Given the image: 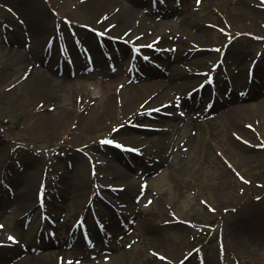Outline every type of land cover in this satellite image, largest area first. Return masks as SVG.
<instances>
[{"label":"rangeland","instance_id":"rangeland-1","mask_svg":"<svg viewBox=\"0 0 264 264\" xmlns=\"http://www.w3.org/2000/svg\"><path fill=\"white\" fill-rule=\"evenodd\" d=\"M99 1L0 0V264H264L261 106L233 127L214 111L209 117L179 105L156 134L145 133L158 126L145 115L160 104H147L133 119L103 115L135 82L166 81L167 55L193 44L192 34L202 37V48L187 60L208 56L204 74L216 66L232 84L260 87L264 2L108 0L109 15L87 20L83 14ZM154 15L159 35L143 37L139 24ZM89 45L107 62L91 64ZM58 65L64 73L52 68ZM39 75L52 87L41 95L34 88ZM180 92L172 93L174 107ZM115 130L126 134L118 139ZM133 134L146 139L142 150L125 140ZM15 174L30 177L35 189L13 184ZM20 195L31 202L15 203ZM83 216L99 222L82 230L87 245L64 246L68 225L77 227ZM233 232L245 233L237 244Z\"/></svg>","mask_w":264,"mask_h":264},{"label":"bare ground","instance_id":"bare-ground-1","mask_svg":"<svg viewBox=\"0 0 264 264\" xmlns=\"http://www.w3.org/2000/svg\"><path fill=\"white\" fill-rule=\"evenodd\" d=\"M111 3L112 2L108 0H100L97 7L95 8L93 7L91 10H89L87 13L83 15H85L87 20L99 21L105 15H109L111 13L114 6ZM122 13L123 16L126 15L124 11ZM122 13L119 12L118 14L122 15ZM157 18L158 17L156 15L150 16L145 21H142L139 24L140 34L143 37H145L146 35L147 36L150 35V33L158 34L157 31L161 28L160 25L161 23L158 21ZM201 41H202V37H200L197 34H192L193 44H188L187 47H184L185 49H183V51L177 52L174 55L175 57L173 56L170 58L171 54L167 55L168 57L167 66L165 69H163V71H165L166 74V81H161V82L149 81L145 85L135 82V84H133L129 89L124 91H119V93L117 94L119 95L118 107L108 106L103 111L104 118L106 119L111 118L113 120L117 119L118 121H121L126 117L127 118L134 117L135 115L133 116L131 114L136 113L139 109L144 110L143 108H146L147 104L156 103V106L160 104L159 106L156 107L157 109H154L153 111L150 112V114L145 115L147 121H154L158 125L155 128H153L154 130L145 131V133L156 134L155 132L156 128L162 127L161 125L164 124L163 119L166 118V116L168 115L169 116L172 115V109L174 108V105L173 103H171L170 98L172 97V93H175L176 91L177 92L181 91L179 94L182 93L185 94L188 92L189 94H187L188 95L187 101L191 102L192 105H195V107H197V109H199L200 112L205 111L204 113H207L209 117H211L210 115H212L211 113L214 111L215 112L213 115L214 118L217 117L218 120L230 123L233 127L234 126L239 127V121L242 120L241 118L246 116L249 112H251V110L254 109V106H261V108L264 109V74L262 77V75L258 73V76H260L259 78L262 79L260 87L259 85L256 84V82H249L246 81V79H245L246 82H243V79H238L240 82L234 79L235 82H233L234 84H232L231 79L228 80L226 78L225 79L220 78V74H218L216 70V66H214L213 70L207 71V74H204V71H206L207 67L202 69V66L206 63L205 59H207L208 56L205 58V55L196 52V55H193V57L195 56L194 60H189V61L187 60L190 57L188 55L191 54L192 51L197 50V48L195 47L196 46L200 47ZM1 49L4 50L3 47H1ZM50 49L55 50V48H50ZM87 49H89V51H85L84 56L88 58L90 52L94 56L91 60L90 58L87 59L88 61H90L91 64L101 66L103 63L107 62L102 55L101 56L98 54L95 55V52L93 50L94 49L93 45L87 46ZM13 50L15 49H9L8 51L12 52ZM187 51L188 53L186 54V56L182 57V53L185 54ZM15 52H16L15 54H17V50H15ZM67 60L69 61L70 58L67 59L64 58L63 62L67 63ZM84 61L85 63H88V61L86 60ZM0 66L2 65L0 64ZM52 68L57 73H61V74L64 73L62 72L63 70L62 67L59 65ZM187 70H189V73H186ZM142 73H145L144 67L142 69ZM156 74H158V72L153 69H150L148 71V75L150 76H155ZM39 77L40 78L36 81L34 88L36 89L37 94L41 95L44 92L47 93L48 91H50L52 87L50 86V84H48L49 87L45 85L50 81L44 78V76L39 75ZM142 77L146 78V76L144 75H142ZM5 81L6 80L0 75V85L2 84V82ZM258 87L259 89L256 90V88ZM193 97H194V101H192ZM246 100H251L252 103H244ZM158 107L161 108L158 109ZM166 113L169 114L166 115ZM141 114H144V112H141ZM58 126H60V123L58 122L57 124L51 123L47 126L46 129H53V128L55 129ZM125 134L126 133L123 130L114 131V136L117 137L118 139H120ZM141 135L142 134L139 135L133 134L132 138H130L129 136L125 138V140L128 139L129 142H133L131 144L136 146V147L132 146L133 148L136 149L139 148L140 150H142L144 148V145L142 144L141 140L146 141V139H141L140 138ZM155 148H153L154 152H156L158 149ZM8 156L9 155L5 157ZM21 180L24 181V185L26 186L25 190L35 189L34 181L27 175L15 174L12 179V183L15 184ZM37 188L39 187L37 186ZM70 190L72 191V194L74 193L76 194L77 192L75 188H71ZM80 194H83L82 189L80 190ZM14 202L28 203L31 202V199L29 198L25 199L24 195H20V197L18 199L16 198ZM0 206L4 207L3 204H1ZM77 223L79 224L77 227L75 225V222H72L68 225V230L70 232L68 239L65 241L64 246H67L68 244L73 245L74 243L75 246L87 245L89 241V237L86 239L82 238V233H81L82 230L86 228H93L99 225L98 220L94 216H89V217L83 216L81 218V221H78ZM244 234H245L244 232H238V233L233 232L232 235L229 236V238H235V244H237L239 240H242ZM42 244L43 243H41L39 247ZM54 244L59 246V248L62 247V244L56 242ZM77 249L81 250L80 247ZM246 252H249L247 248L244 249V251H242L241 253H246ZM120 260H115V261L119 262ZM44 261L45 259L42 258L39 259V261H35L34 264H51L50 262H44Z\"/></svg>","mask_w":264,"mask_h":264},{"label":"snow or ice","instance_id":"snow-or-ice-1","mask_svg":"<svg viewBox=\"0 0 264 264\" xmlns=\"http://www.w3.org/2000/svg\"><path fill=\"white\" fill-rule=\"evenodd\" d=\"M200 2V0H197V3H199ZM262 2H264V0H262ZM102 143H106V144H112L113 143V141H111V140H106V141H102ZM116 147H122L121 145H119V144H117L116 145ZM129 151H134V149H128ZM10 241H13V242H15V240H14V238L13 237H9L8 238Z\"/></svg>","mask_w":264,"mask_h":264}]
</instances>
